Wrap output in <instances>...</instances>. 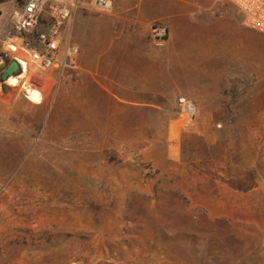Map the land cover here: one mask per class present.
I'll list each match as a JSON object with an SVG mask.
<instances>
[{"label":"rangeland","instance_id":"rangeland-1","mask_svg":"<svg viewBox=\"0 0 264 264\" xmlns=\"http://www.w3.org/2000/svg\"><path fill=\"white\" fill-rule=\"evenodd\" d=\"M18 4L0 0V62H27L8 97L0 79V264H264V33L237 9L220 83L190 99L184 127L178 88L198 98L205 69L166 68L159 51L136 100L117 99L96 91L101 69L30 63V38L8 36ZM30 79L40 105L25 96Z\"/></svg>","mask_w":264,"mask_h":264},{"label":"crops","instance_id":"crops-1","mask_svg":"<svg viewBox=\"0 0 264 264\" xmlns=\"http://www.w3.org/2000/svg\"><path fill=\"white\" fill-rule=\"evenodd\" d=\"M79 1L80 5L71 9L69 19L60 31V46L70 43L78 47L75 70L101 69L102 81L96 91L112 94L121 100H136V83H140L136 76L144 67L149 69L148 78H155L159 51L164 53L166 68L205 69L203 79L196 84L200 96L193 95L194 88L189 83L178 88L180 96L195 99L200 105V99L208 97L220 83L221 45L225 39L229 45L230 36L235 37L237 32V8L229 1L113 0L111 9L105 12L94 9L91 0ZM18 7L19 4L15 9ZM47 24V17L41 16L36 32L45 31ZM155 24L166 27L168 33L166 42L159 48L149 35ZM0 42L5 43L2 36ZM114 68H117L116 80L110 78L113 75L110 69ZM151 68L154 70L152 74ZM109 82L122 87L116 92L105 86ZM9 86L8 81L5 86L1 84L4 97L9 96ZM29 86V90H33L41 83L30 79ZM41 100L31 102L40 105Z\"/></svg>","mask_w":264,"mask_h":264},{"label":"built area","instance_id":"built-area-1","mask_svg":"<svg viewBox=\"0 0 264 264\" xmlns=\"http://www.w3.org/2000/svg\"><path fill=\"white\" fill-rule=\"evenodd\" d=\"M227 1L240 11L244 26L264 33V0ZM112 2L113 0H91V6L105 12L111 9ZM79 5V0H21L19 7L11 14V31L8 36L15 37L12 35L16 33L30 38L27 41L20 39V45L25 46L24 51L29 55V62L41 70L75 69L79 54L78 47L70 43L61 47L59 37L61 29L69 19L71 9ZM43 15L47 17V29L36 32V26ZM149 35L155 43L161 44L166 40L167 29L160 24H155L151 27ZM176 104L183 118V126L188 127L197 115L196 104L185 96H178ZM8 184V179H0V202L7 192ZM70 264L82 263L71 261ZM108 264L138 263L114 258L110 259Z\"/></svg>","mask_w":264,"mask_h":264},{"label":"water","instance_id":"water-1","mask_svg":"<svg viewBox=\"0 0 264 264\" xmlns=\"http://www.w3.org/2000/svg\"><path fill=\"white\" fill-rule=\"evenodd\" d=\"M0 79L2 80V85L5 86V82L11 77H16L22 71L20 63L16 59H12L8 63L0 62Z\"/></svg>","mask_w":264,"mask_h":264},{"label":"bare ground","instance_id":"bare-ground-1","mask_svg":"<svg viewBox=\"0 0 264 264\" xmlns=\"http://www.w3.org/2000/svg\"><path fill=\"white\" fill-rule=\"evenodd\" d=\"M12 49L15 50V48L13 46H12ZM18 61H19L20 65H21L22 72L25 74L26 71H27V62H26V60L24 58H22V57H18ZM8 83L10 85H15L17 83V77L9 78L8 79ZM26 96H27V98L30 101H32L34 103H38L41 100V94L37 90H29V89H27L26 90Z\"/></svg>","mask_w":264,"mask_h":264}]
</instances>
